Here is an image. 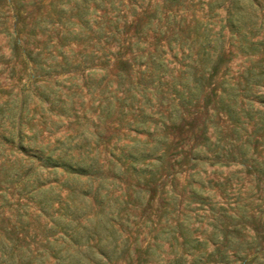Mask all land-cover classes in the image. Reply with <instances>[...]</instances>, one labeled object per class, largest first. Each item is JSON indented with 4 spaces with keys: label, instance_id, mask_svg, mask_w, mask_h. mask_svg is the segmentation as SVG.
<instances>
[{
    "label": "trees",
    "instance_id": "16d2710c",
    "mask_svg": "<svg viewBox=\"0 0 264 264\" xmlns=\"http://www.w3.org/2000/svg\"><path fill=\"white\" fill-rule=\"evenodd\" d=\"M101 1V4L105 3L104 6H100V4L93 6V10L101 13H94L92 21L86 17L87 8L78 6L75 8L74 17L77 18L78 26L76 30L64 28L66 23L62 22L63 16L62 13L60 14L58 24L63 27L65 34L71 36H62V32L61 41L57 44V55L60 60H57V56L53 55L51 51L53 44L45 43L34 54L35 57L32 56V52H29V59L37 67L35 70L37 74L33 73L35 75L33 80L42 78L45 80L44 78L50 76L54 71H58L57 73L60 74L69 73L72 76L69 79L75 78L74 75L79 73L82 82L73 83L67 88L74 87L72 94L77 89L86 88V92L91 95L92 105L96 103L95 108L99 109V113L95 115L96 118L109 120V124L113 126L112 129L117 131L127 128V131L145 134V138L140 142L141 145L139 141L136 142V139H130L133 141L131 144L118 146L115 143L112 144L111 149H118L119 154L115 159L107 160V162L119 167L118 170H115L114 167L111 168V183L114 185L116 180L123 179L122 177L128 171L142 175L137 178L136 184L125 185L124 191L119 194H116L111 188H105V192H101L104 181V177H101V186L96 187L91 194V199L96 205L91 214L85 212L82 207H78V202L83 201L82 198L84 195L90 194V190H81L72 186V193L79 192L75 194L79 201L73 202V207L66 203L67 210L54 214L59 212L62 207V202L59 201V207L49 213V219L43 226V232L40 233L41 242H43L42 248L34 250L31 260H28L31 257L30 254H27L29 251L32 253L29 242H25L24 238L13 240L10 234L14 231L0 233V264H43V260L50 256L54 258V261L49 264H119V261L122 260L126 261V264H183L182 261H187L188 256H191L188 264H208L204 255L207 254L208 259L215 253H224L219 264H231V262L235 264V261L238 264L258 263L261 248H255L251 258L240 255L239 250L244 244L238 239H234L230 232H224V230V233L221 234L217 232V229L220 230L222 226V224L220 225L222 216L226 215L222 211H227V209H224L220 202H211L207 198H203L198 191L192 189L191 195L196 200L195 202H198L199 210L207 208L211 216V221L208 224L212 225L210 232L207 234L200 232V236L194 234L196 228L193 231L190 230L186 218L180 217L179 214L182 216L184 214L178 212L174 206L176 202L174 192L168 194L166 191L167 196L163 198V211L156 216V221L152 222L147 218L144 224L137 226L136 221L130 220V208H134L142 201L141 197L145 192L140 188L142 180L146 179L145 184H147L148 181L154 179L159 167L161 168L165 164L164 161L170 146L169 131L179 133L183 130L186 126L183 111H188V107L193 105L202 93L206 74H209L208 78H213L216 75L217 68L223 61L224 29L229 32V45L234 47L237 53L245 55L246 59L252 55H258L256 63L253 62L249 64V67H244L245 74L241 80L232 82L231 77L222 79L223 86L219 102L223 103L227 116L233 123L234 137L225 142L223 139L222 143L221 138L212 142L207 135L208 126L203 124L201 142H196L188 148L183 158L188 157L192 161L196 159L200 161L202 159L200 153L211 152L213 159L217 158V163H220V158L225 159L220 164L239 163L245 165L248 161L246 148L251 139L247 136L246 140L238 141L240 131L249 122H252L254 133L264 129V108L251 107L249 98L252 87L257 86V88H263V93L255 95L260 99V103H264L262 100L264 99V0H229L227 6H222L225 11V22L220 25L217 32L213 33L209 20L204 25L203 23L195 24L191 30V28L182 27V19L177 22L175 12L171 10L167 11L164 17L161 16L162 8L165 9L167 6L172 8L173 4H176L180 5L176 9L178 10L182 7L184 0H162L161 6L157 0L154 4H150L149 0L146 5L143 4L145 0H126L127 4L121 0ZM221 2L223 0H220L218 4ZM188 3L189 6L193 5L191 0ZM207 5L213 12L212 6L217 5V0H209ZM61 11L63 12V8ZM127 13L133 20H127ZM211 16L209 15L208 18ZM130 27H133L132 32L127 30ZM200 27H202L201 30ZM150 33L153 36V41L148 40ZM191 33L193 37L190 39ZM161 37L165 38L164 42L160 39ZM71 42L79 45L78 51H73L70 47ZM112 47L116 51L111 50ZM178 51L183 55V58L190 59L192 54L195 55L198 62H195L196 58L192 59L193 63L182 62V68L179 70L180 79L176 82V78L168 72V64L171 60L167 57L169 55L170 58L175 59ZM43 52L47 56H43ZM69 53L71 54L69 55ZM233 53L229 51V54ZM214 55L217 56V59H212ZM209 62L210 65H208ZM112 66L113 72L110 69ZM198 66L201 72L199 75L196 73ZM57 68L60 70H56ZM242 81L245 82L242 83ZM112 85H114L113 89H111ZM162 87H165L163 93ZM49 91L52 92V89ZM119 92L121 95H118ZM169 92L174 94L176 103L174 101L163 102V95ZM157 94H161V96L157 97ZM42 95L49 102L48 109L52 110L54 104L52 99L50 101L48 98L50 94L47 95L43 92ZM238 97L241 100H238ZM153 98H159L160 101L155 108L150 109L149 107L152 105L147 103H151ZM244 101L247 102L246 107ZM165 103H167L166 106ZM147 108H149L148 111ZM61 111L64 112L65 108L62 107ZM73 115L76 116V111ZM128 115H130L129 118ZM19 131L20 129H18ZM96 134L99 135V133ZM120 134L129 137L126 132ZM121 135L118 134V139ZM261 143L264 147V134L261 136ZM43 148L39 147L34 151L42 166L61 167L68 173L86 176L90 179L102 174V165L89 149H84L75 156L62 147L54 146L48 149L47 153ZM234 148H236L237 154L234 153ZM110 153L115 155L113 150H110ZM251 157L253 158V156ZM126 161L127 166L120 171L119 163L125 164ZM256 161L252 159L250 165L254 166ZM256 164L264 165V158L263 161ZM256 170L261 171L259 168ZM199 184L200 188H204L202 181ZM153 191L155 192V188ZM152 198L147 200L145 208L150 204ZM40 199L45 204L41 207L42 212H47L52 203L50 197L43 196ZM84 202L89 201L84 199ZM185 202L189 204L191 201L186 200ZM262 203H264V195L257 203L258 213L264 212ZM170 206L171 209H168ZM238 206L237 203L236 206L229 207V209H236ZM242 207L245 208L244 205ZM217 209L220 212H217ZM173 212L179 214L174 216L172 222L168 213ZM242 217L246 219L244 214ZM133 225L137 227L135 228ZM260 225L264 227V219ZM142 228H147V232H142ZM58 229H61L62 232L55 235ZM141 239L145 242L143 248H140L139 245ZM226 242L229 246L232 243L236 244L231 262L228 260L227 249L222 251L219 249L220 244ZM166 243L169 251L167 250L164 255L163 246ZM208 244H211L212 249L206 253L203 248ZM131 245H134L137 251L134 261H132ZM212 261L213 264H217L214 260Z\"/></svg>",
    "mask_w": 264,
    "mask_h": 264
},
{
    "label": "rangeland",
    "instance_id": "374dc122",
    "mask_svg": "<svg viewBox=\"0 0 264 264\" xmlns=\"http://www.w3.org/2000/svg\"><path fill=\"white\" fill-rule=\"evenodd\" d=\"M121 1L127 4L126 0ZM201 1L202 3H200ZM101 2V0H0V233L14 231L10 234L13 240L24 238L25 242L30 243L29 248H31L32 253L31 251L27 252L30 256L34 255L35 249L42 248L43 242H41L40 233L43 232V226L49 219V213L59 207L58 202H62V207H60L59 212L54 214L63 213L67 210L66 203L73 207V202L79 201L78 197H75V194L79 192L72 193V186L81 190H90V194L84 195L83 198L82 194L80 195L83 201L78 202V207H82L85 212L91 214L96 208L91 199V194L100 185L101 177H104L101 192H105V188H111L116 194H119V192L124 191L125 185L136 184L137 178L142 175L128 171L122 177L123 179L116 180L114 185L111 183L112 171L110 170L112 167L118 170L119 167L107 162V160L112 161L119 154L118 149H111L112 144L115 143L116 146L131 144L133 141L130 139H136V142L139 141L141 145L140 142L145 138V134L127 131V128L117 131L112 129L113 126L109 124V120L96 118L95 115L99 113V109L95 108L96 103L92 105L91 95L86 92V88L77 89L74 94H72L73 86L70 89L67 88L73 83L82 82L79 73L74 75L75 78L69 79L72 77L69 73L60 74L57 73L58 71H54L51 72L50 76L45 77V80H42L43 78L33 80L35 76L33 73L37 67L29 59V52H32V56L35 57L34 54L45 43L53 44L51 51L53 55L57 56L56 59L60 60L57 55V44L61 41L62 32V36L68 35L63 31V27L58 24L60 14L62 13L63 16L62 22L66 23L64 28L76 30L78 26L76 24L77 18L74 17L75 8L77 6L87 8L86 17L92 21L94 13H101L93 10V6H97V4L104 6L105 3L101 4ZM148 2L149 0H145L143 4L146 5ZM155 2L156 0H150V4ZM157 2L160 6L162 5V0H157ZM188 2L189 0H184L182 7L178 10L176 9L180 5L176 4H173L172 8L169 6L165 9L162 8L161 16L164 17L167 11L171 10L176 14V21L179 22L182 19L183 25L181 26L191 28V30L195 24L203 23L204 25L209 20L212 33L217 32L220 25L224 24L225 11L222 6H227L229 0H223L220 4H218L220 0H217V5L212 6L213 12L209 10L207 5L209 0H191L193 4L191 6ZM62 8L63 12L61 11ZM183 11L184 13H182ZM128 14L127 20H133ZM209 15L212 16L208 18ZM127 30L132 32L133 27ZM223 34V61L218 66L217 73L213 78H208L209 74H206L202 93L193 105L188 107V111H183L184 123H186L183 130L179 133L169 131L170 146L164 161L165 164L161 168L159 167L154 179L148 181L147 184H145L146 179L142 180L140 188L145 192L142 194L140 204L130 208V220L136 221L137 226L144 224L147 218L152 222L156 221V216L163 211V198L167 196L166 191L168 194L174 192L176 195L174 206L178 212L180 211L184 215L182 216L177 212L168 213L170 220L173 222L174 216L179 214L180 217L186 218L190 230L193 231L196 228L194 234L197 236H200V232L207 234L212 230V225L208 224L211 221V216L206 207H204V211L198 209V202H195L196 200L191 195L193 189V191L202 194L203 198H207L211 202H220L223 208L227 209V211H222L226 215L222 216L220 223L222 226L220 230L217 229V232L220 234L225 231L230 232L234 239L242 242L244 245L239 250L240 255H245L248 258H251L255 248H261L258 263H253L264 264V227L260 225L264 219V212L258 213L257 210V203L264 195V165L258 166L256 164L263 161L264 158V147L261 143L264 129L254 133L252 122H249L240 131L238 141L240 139L246 140L247 136L251 139L246 148L248 161L245 165L239 163L220 164L223 163L224 158H220V163H217V158L213 159L211 152L200 153L202 156L200 161L199 159L192 161L188 157L183 158L188 148L196 142H201L203 124L208 126L207 135L212 142L221 138L222 143L223 139L225 142L234 137L233 123L229 120L223 103L219 102V95L223 86L222 79L231 77L232 82L241 80L245 74L243 72L244 67H249V64L253 62L256 63L258 55L255 54L246 59L245 55L237 53L235 48L229 45L227 29L223 30ZM192 37L193 34L191 33L190 39ZM160 39L165 41V38L161 37ZM148 40H154L151 33ZM78 46L74 42L70 43L73 51H78ZM111 50L116 51L114 47ZM229 51L234 53L229 54ZM43 56L47 55L43 52ZM125 57L128 56L125 55ZM167 58L171 60L168 64V72L178 82L180 79L179 70L182 68L181 63H193L192 59L196 57L192 54L190 59L183 58V55L178 51L175 59L170 58L169 55ZM214 58L217 59V56L214 55L212 59ZM195 62H198V58ZM110 69L113 72V66ZM56 70L60 69L57 68ZM196 73L197 75L201 73L199 66ZM244 82L242 81V83ZM113 88L114 85L111 86V89ZM49 89H52V92ZM161 91L163 93L165 87H162ZM43 92L47 95L50 94L48 98L50 101L52 99L54 104L52 110L48 109L49 102L43 97ZM250 92L251 107L264 108V103H260V99L255 95L263 93V88L254 86ZM118 95L121 93L119 92ZM156 96L160 97L161 94ZM163 97V102L174 101L176 103V98L171 92L164 94ZM238 100L241 98L238 97ZM262 100L264 101V99ZM159 101V98H153L151 103L148 102L147 104L152 105L149 107L151 109L155 108ZM245 102L244 106L246 107L247 102L246 104ZM164 105L166 106L167 103ZM62 107L65 108L64 112L61 111ZM75 111L76 116L73 115ZM129 117L130 115H128ZM18 129H20L19 132ZM119 132H126L129 137H124ZM118 134L121 135L119 139ZM54 146L67 149L69 153L71 152L75 156L78 152L89 149L102 165V174L90 179L86 176L68 173L61 167L42 166L35 156V149L44 147L43 149L47 153L48 149ZM110 150H113L115 155H112ZM233 150L237 154L236 148ZM179 153L181 154L179 155ZM221 153L223 152L221 151ZM252 159L257 160L254 166L250 165ZM237 161L239 160L237 159ZM119 165L121 166L120 171L124 170L127 161L125 164L119 163ZM257 168L261 171L256 170ZM189 181L190 183H188ZM200 181L203 182L204 188L199 187ZM208 181L210 182L208 183ZM154 188L155 192L153 191ZM43 196H49L52 202L47 212L41 210L42 205H45L40 199ZM150 197H153L152 201L145 208ZM84 199L89 202L85 203ZM186 200L191 202L188 204L185 202ZM237 203L239 206L236 209H229V207L236 206ZM168 209H171V206ZM218 211L220 212L219 209H217ZM196 212L197 215H195ZM243 214L246 219H243ZM136 225L133 227L136 228ZM141 231L147 232V228H142ZM61 232L62 230L58 229L55 235L61 234ZM19 240L16 242L18 243ZM139 245L140 248H143L144 240L141 239ZM235 245L232 243L229 246L226 242L219 246L220 251L227 249L226 253L230 262L233 259ZM211 249V244L203 248L206 253ZM130 250L133 252L132 261H134L137 253L134 245H131ZM163 250L165 255L168 250L167 243L164 244ZM222 256L224 253H215L207 259L206 254L204 259L209 262L208 264H213L212 260L219 264ZM31 259L32 256L28 260ZM190 259L191 256H188L187 261H182L183 264H188ZM52 261L54 258L50 256L48 259L45 258L42 263L49 264ZM236 262L235 264H238ZM119 264H126V261H119Z\"/></svg>",
    "mask_w": 264,
    "mask_h": 264
}]
</instances>
